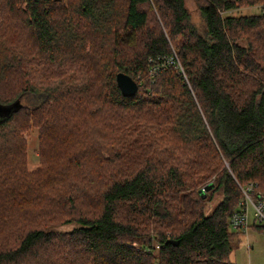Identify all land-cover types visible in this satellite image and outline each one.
Segmentation results:
<instances>
[{"label": "trees", "instance_id": "obj_1", "mask_svg": "<svg viewBox=\"0 0 264 264\" xmlns=\"http://www.w3.org/2000/svg\"><path fill=\"white\" fill-rule=\"evenodd\" d=\"M195 4L200 27L185 0H0V264H235L239 186L264 195V0Z\"/></svg>", "mask_w": 264, "mask_h": 264}, {"label": "rangeland", "instance_id": "obj_2", "mask_svg": "<svg viewBox=\"0 0 264 264\" xmlns=\"http://www.w3.org/2000/svg\"><path fill=\"white\" fill-rule=\"evenodd\" d=\"M186 8L191 17V21L197 27L201 25V18L197 10L195 0H185ZM244 14L258 13L256 8H246L242 11ZM34 98L32 94H27L21 102L31 104V100ZM35 101V100H34ZM9 112V108H4ZM27 142V159L24 161L26 164V170L28 172H36L35 170L40 165L39 159V130L32 128L23 134ZM260 191V190H259ZM261 192V191H260ZM262 193V192H261ZM219 197V196H216ZM215 197V198H216ZM23 197L19 198V201ZM252 221L250 214V222ZM74 225L55 226L54 230L58 232L70 231ZM232 253L230 255V261L235 264H264V227L255 228L251 225L247 233L239 234L234 237L232 241Z\"/></svg>", "mask_w": 264, "mask_h": 264}, {"label": "built area", "instance_id": "obj_3", "mask_svg": "<svg viewBox=\"0 0 264 264\" xmlns=\"http://www.w3.org/2000/svg\"><path fill=\"white\" fill-rule=\"evenodd\" d=\"M239 189L243 198L239 210L234 212L230 218L231 228L243 234L247 233L251 225L264 227V195L254 183L244 187L239 186Z\"/></svg>", "mask_w": 264, "mask_h": 264}, {"label": "water", "instance_id": "obj_4", "mask_svg": "<svg viewBox=\"0 0 264 264\" xmlns=\"http://www.w3.org/2000/svg\"><path fill=\"white\" fill-rule=\"evenodd\" d=\"M116 82H117V86L119 87L121 94L124 97L133 96L138 90L137 83L132 78H130L129 76H127L123 73H118L116 75ZM212 187H213V184L210 183V184L206 185L204 188H202L200 190V192L202 194H205ZM172 242L174 243V241H172Z\"/></svg>", "mask_w": 264, "mask_h": 264}, {"label": "bare ground", "instance_id": "obj_5", "mask_svg": "<svg viewBox=\"0 0 264 264\" xmlns=\"http://www.w3.org/2000/svg\"><path fill=\"white\" fill-rule=\"evenodd\" d=\"M242 198H243V196H242ZM241 201H242V199H241ZM241 201H240V203H241ZM240 203H239V208H240ZM239 208L237 209V211L239 210ZM237 211H235V212H237ZM234 213V212H233ZM232 213V214H233ZM232 216V215H231ZM231 218V217H230Z\"/></svg>", "mask_w": 264, "mask_h": 264}]
</instances>
